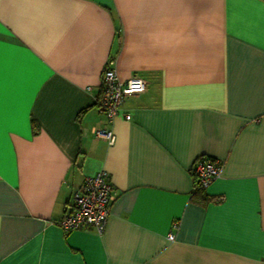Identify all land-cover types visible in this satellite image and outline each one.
I'll list each match as a JSON object with an SVG mask.
<instances>
[{
	"label": "crops",
	"instance_id": "crops-1",
	"mask_svg": "<svg viewBox=\"0 0 264 264\" xmlns=\"http://www.w3.org/2000/svg\"><path fill=\"white\" fill-rule=\"evenodd\" d=\"M0 45V264H264V0H0ZM102 171L104 231L60 229Z\"/></svg>",
	"mask_w": 264,
	"mask_h": 264
},
{
	"label": "built area",
	"instance_id": "built-area-1",
	"mask_svg": "<svg viewBox=\"0 0 264 264\" xmlns=\"http://www.w3.org/2000/svg\"><path fill=\"white\" fill-rule=\"evenodd\" d=\"M146 89L145 82L137 77L121 81L114 68V61H108L101 77V94L97 106L109 122L119 114L120 108L128 97L139 95ZM130 119L129 115L125 116ZM95 135L108 141L112 145L115 136L112 131H96ZM221 172L220 163L209 157H200L192 168V174L200 189H206ZM115 200L112 185L107 173L100 172L94 176L86 177L80 187L73 190L71 196V209L67 210L63 219L57 224L63 231H80L89 229L101 234L107 224L110 207ZM178 223L172 225L176 230ZM174 235L170 233L168 240L173 241Z\"/></svg>",
	"mask_w": 264,
	"mask_h": 264
},
{
	"label": "trees",
	"instance_id": "trees-1",
	"mask_svg": "<svg viewBox=\"0 0 264 264\" xmlns=\"http://www.w3.org/2000/svg\"><path fill=\"white\" fill-rule=\"evenodd\" d=\"M194 187H195L194 189L197 191V193L201 192L203 190V189L198 188V185L196 184V180H195V186Z\"/></svg>",
	"mask_w": 264,
	"mask_h": 264
},
{
	"label": "snow or ice",
	"instance_id": "snow-or-ice-1",
	"mask_svg": "<svg viewBox=\"0 0 264 264\" xmlns=\"http://www.w3.org/2000/svg\"><path fill=\"white\" fill-rule=\"evenodd\" d=\"M2 48H3V45H0V50H2Z\"/></svg>",
	"mask_w": 264,
	"mask_h": 264
}]
</instances>
